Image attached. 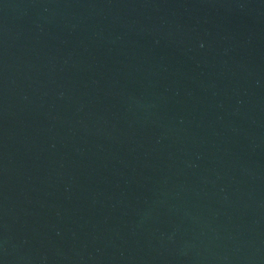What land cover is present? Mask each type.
<instances>
[{
  "label": "water",
  "instance_id": "1",
  "mask_svg": "<svg viewBox=\"0 0 264 264\" xmlns=\"http://www.w3.org/2000/svg\"><path fill=\"white\" fill-rule=\"evenodd\" d=\"M0 264H264V0H0Z\"/></svg>",
  "mask_w": 264,
  "mask_h": 264
}]
</instances>
